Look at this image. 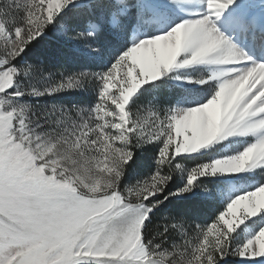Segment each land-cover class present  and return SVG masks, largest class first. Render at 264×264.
Instances as JSON below:
<instances>
[{"label":"snow or ice","instance_id":"6c2138e0","mask_svg":"<svg viewBox=\"0 0 264 264\" xmlns=\"http://www.w3.org/2000/svg\"><path fill=\"white\" fill-rule=\"evenodd\" d=\"M190 7L189 0H0V264L264 257V60H253L217 26L223 14L222 26L264 52V0H204L202 15H177ZM131 9L138 22L154 17L163 26L132 29ZM105 21L107 38L123 48L100 47L96 55L112 61L106 70L29 84L44 64L29 63L25 49L50 24L92 49ZM189 65L209 66L197 99L169 89L165 79L154 87L175 96V105L156 96L140 101L144 85ZM84 78L99 82L90 105L20 99L77 88ZM236 137L251 139L235 150ZM145 144L159 145L155 171L122 184ZM196 153L216 158L185 167ZM178 171L186 175L182 183L173 181ZM208 172L213 178L199 179ZM248 181L257 183L221 208L228 183ZM202 185L210 190L201 192ZM170 197L188 201L189 211L162 207ZM209 206L217 212L212 222L197 223L190 211ZM249 217H258L249 223L259 227L242 239Z\"/></svg>","mask_w":264,"mask_h":264},{"label":"rangeland","instance_id":"374dc122","mask_svg":"<svg viewBox=\"0 0 264 264\" xmlns=\"http://www.w3.org/2000/svg\"><path fill=\"white\" fill-rule=\"evenodd\" d=\"M130 11L132 13L130 27L134 30L139 29V31H147L152 29H159L161 23H164L154 17H145L144 19L138 22L135 15L136 10L131 9ZM181 14L182 13L180 12L177 13L179 17L183 18L182 17L183 15ZM176 22H178V20ZM48 30L52 32L51 36L55 40L56 44L59 47L63 48L61 49L63 53L59 51L60 53H58V55L49 57L47 63L37 55H34L33 59H29V60L28 57H25L29 63L39 64L41 61H43L44 64L43 72H38L37 76L34 77L31 81H29L30 85H34L36 87L45 86L49 82L50 76L59 79L61 72H63L65 75H71L72 73H80V72L95 73V72L104 71L106 70L107 67L110 66L112 61L108 59L107 56H97L96 53L99 52L101 46H105L108 44L113 45V51H115V48L120 47L119 44L109 41V39L107 38L105 33L112 31L111 25L107 21L104 22L103 30L101 31L100 35L95 38L94 47L92 49H89L86 46L85 42L82 40H75L72 38L59 35L56 32L55 27L51 24L45 29V35L37 39L44 38L45 36H47L46 32H48ZM80 30L83 31V28H81ZM153 34H155V31H153ZM135 38H137L136 32L133 31L130 33V40ZM139 38H143V37L141 36ZM120 51H123L122 47H120ZM116 54L118 55L119 53ZM70 55L72 57H70ZM60 60L66 63H72L73 65L68 69L67 68L58 69V67H55L54 64H56V62L58 63ZM207 67L209 66L199 65L185 70L166 73L163 77L160 78V80L155 82H150L149 84H146L142 87V89L140 90L142 95L138 93V95L140 96V101L147 102L153 96H156L159 98L161 103H168L170 105H175L176 102L175 96L169 95L168 91H165L164 88L158 89L154 87L155 84H158L160 83V81L165 79L168 81L169 89L175 90L176 92H183L188 96L189 99L192 100L197 99L199 95L197 90L203 87V85L199 84L197 81L199 80L201 73L204 72L205 68ZM98 83L99 82L96 81L95 79L89 80L88 78H84L81 81V86L77 88L67 89L51 96L49 95H44L39 97L25 96L20 99L22 101L32 103L33 105H51V104H61L66 106H71L75 104L90 105L96 99V86ZM145 89H147V91H145ZM179 106L186 107L191 105L187 104V105H179ZM250 139H251L250 137H241L234 139V143L232 145L233 149L235 150L242 149L243 146ZM158 151H159L158 144H145L142 145L140 148L135 149L134 159H137L138 162L136 165L126 170L124 176L122 177V184L135 183L137 180H141L144 177L150 175L152 172H154L156 167L155 157ZM189 155L195 161V163H199V161L201 163L210 162L211 159L216 158L215 156H205L197 153L189 154ZM198 158H201L202 160ZM184 166L191 168L193 165L184 164ZM217 175L225 176L231 174H217ZM174 176L176 178L175 183H182L186 179V175L182 171H178L177 174H175ZM209 178H213L210 172L205 173L203 176L199 177V179L201 180L209 179ZM256 183H257L256 181L228 183L227 191L224 198V203L221 204V208L226 204L228 200L233 198L235 195L240 194L242 191L252 190V188L249 185L255 186ZM210 187L211 186H208L206 188L204 185H202L200 191L204 192L206 190H210ZM193 191H195V188H193ZM182 195L186 196L187 194H182ZM171 198L176 200H181L178 199L177 197H171ZM211 211L212 213H210V215H207L206 218L202 217L201 222L197 221V223H211L212 219L217 214V212L215 214L216 210L214 206H211ZM258 217H249L248 220L245 221L247 227L245 228L243 225L241 226V229H243L242 232L241 229H237V232H241L242 239H246L248 233H253L255 230L258 229L259 225H252L249 223V221L256 220L258 219ZM233 235H235V233H233ZM232 259H234L239 263L242 262V264H257V262L259 261V257L257 258L233 257ZM82 264H94V262L89 259L82 261Z\"/></svg>","mask_w":264,"mask_h":264},{"label":"trees","instance_id":"16d2710c","mask_svg":"<svg viewBox=\"0 0 264 264\" xmlns=\"http://www.w3.org/2000/svg\"><path fill=\"white\" fill-rule=\"evenodd\" d=\"M46 33H47V36H45L44 38L34 40L31 43V45L25 49L26 57H28V60L33 59L34 55H37V56L41 57L47 63L49 57H53V56L58 55V53H60L59 51H61V49H63L56 44L55 40L51 36L52 32L50 30H48V32H46ZM61 53H63V52L61 51ZM70 57H72V56L70 55ZM72 65H73L72 63H66V62H63L61 60L58 63L56 62V64H54V66L58 67V69H64V68L68 69ZM198 159H201V158H198ZM194 163H195V161L192 158L190 160L184 161V164H187V165H194ZM199 163H201V162L199 161ZM173 181L176 182L175 176H173ZM170 201L171 202L166 200L162 207L184 209L185 211H189L188 201L176 200V199H173L171 197H170ZM210 213H212L211 206H209L204 211H199V210H191L190 211V214L194 218H196V220L199 222H201L202 217L206 218L207 215H210ZM215 214H216V211H215ZM231 264H242V262L239 263V262L235 261L234 259H232Z\"/></svg>","mask_w":264,"mask_h":264},{"label":"bare ground","instance_id":"6f19581e","mask_svg":"<svg viewBox=\"0 0 264 264\" xmlns=\"http://www.w3.org/2000/svg\"><path fill=\"white\" fill-rule=\"evenodd\" d=\"M189 2L193 5V7L181 9L179 12L182 13L183 18H196L199 15H202L204 13V8L199 7V5L204 3V0H189ZM225 12H227V9H225ZM224 19L223 14L221 15L220 20L217 21V26L220 27L221 31L225 33V35L229 36V38L236 43L239 47H241L249 56L252 57L253 60H264V52L257 51L253 49L250 45H248L246 42H244L242 39H238L234 32L230 31L226 26H222L221 21ZM163 26V23H161L160 28ZM166 30V28H165ZM180 62L178 61V64ZM194 66L199 65H189L184 67H174L170 69L166 73H172L175 71L185 70L188 68H192ZM165 73V74H166ZM241 138V137H236ZM233 138V139H236ZM226 140L229 138H225ZM219 143V141L217 142ZM203 151V150H202ZM200 154V153H197ZM252 170H249V173H251ZM259 261H264V257H259Z\"/></svg>","mask_w":264,"mask_h":264}]
</instances>
